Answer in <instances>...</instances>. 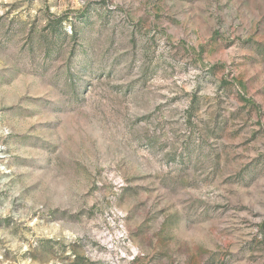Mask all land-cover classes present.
Returning <instances> with one entry per match:
<instances>
[{
    "label": "rangeland",
    "instance_id": "1",
    "mask_svg": "<svg viewBox=\"0 0 264 264\" xmlns=\"http://www.w3.org/2000/svg\"><path fill=\"white\" fill-rule=\"evenodd\" d=\"M0 264H264V0H0Z\"/></svg>",
    "mask_w": 264,
    "mask_h": 264
}]
</instances>
